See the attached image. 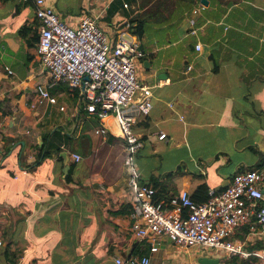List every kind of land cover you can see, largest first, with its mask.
<instances>
[{"label":"crops","instance_id":"crops-1","mask_svg":"<svg viewBox=\"0 0 264 264\" xmlns=\"http://www.w3.org/2000/svg\"><path fill=\"white\" fill-rule=\"evenodd\" d=\"M45 3L71 25L96 17L111 36L141 43L138 78L152 88L153 108L134 125L145 141L136 157L139 183H158L166 200L202 185L223 191L235 173L261 165L264 0ZM39 26L32 0L0 1V264H116L117 256L198 264L206 248L182 249L165 238L152 252L150 242L135 238L124 140L101 133L104 123L114 131L119 125L90 115L79 90L48 80L37 51ZM39 84L58 102L33 107ZM233 239L250 257L206 250L221 253L220 264H264V232L245 226ZM183 252L194 254L181 258Z\"/></svg>","mask_w":264,"mask_h":264},{"label":"built area","instance_id":"built-area-1","mask_svg":"<svg viewBox=\"0 0 264 264\" xmlns=\"http://www.w3.org/2000/svg\"><path fill=\"white\" fill-rule=\"evenodd\" d=\"M32 2L40 21L37 51L48 80L53 84L64 82L71 90H79L90 115L102 122L113 117L119 125L114 131L104 123L101 133L113 132L124 140L126 165L135 189L131 212L135 238L150 242L152 252L158 250L156 244L167 238L182 249H223L230 255L250 257L245 244L233 236L245 226L250 233L264 232V154L259 167L235 173L226 189H210L203 202L196 201L187 190L167 201H158L152 185L139 183L140 173L136 169V157L145 141L135 132L134 125L153 108V90L138 78V63L146 55L141 43L120 34L111 36L96 17H86L75 26L47 6L45 0ZM201 7L193 13H198ZM191 23V34L196 36L195 19ZM201 49L202 43L198 41L196 50ZM46 102L55 104L58 100L48 85L39 84L33 107ZM166 138V133H160V140ZM72 156L77 162L82 159L78 153ZM115 262L150 264V258L117 256Z\"/></svg>","mask_w":264,"mask_h":264},{"label":"trees","instance_id":"trees-1","mask_svg":"<svg viewBox=\"0 0 264 264\" xmlns=\"http://www.w3.org/2000/svg\"><path fill=\"white\" fill-rule=\"evenodd\" d=\"M0 1H9V0H0ZM24 2L27 3L28 1H24ZM134 30H135V34L138 35L139 37H141L143 32H144V28H143L142 24H140V23L135 27ZM157 185H158V183L152 185L155 188V190H156V199L158 201H167L169 199V197L166 200H163L162 197H160V195H159V190L157 188ZM198 195H202V197L200 199H198ZM192 197L198 202L205 201L208 198V188H207V186L206 185L200 186L197 189V191L195 192V194L192 195ZM236 261H238V264H252V261H249V260H242V259L240 260V259L237 258Z\"/></svg>","mask_w":264,"mask_h":264},{"label":"water","instance_id":"water-1","mask_svg":"<svg viewBox=\"0 0 264 264\" xmlns=\"http://www.w3.org/2000/svg\"><path fill=\"white\" fill-rule=\"evenodd\" d=\"M204 1V0H203ZM69 168V167H68ZM208 250H204L201 254L200 257H198V264H220L221 262V253H216V254H210L207 252ZM217 252H224L225 250L219 249L216 250Z\"/></svg>","mask_w":264,"mask_h":264},{"label":"rangeland","instance_id":"rangeland-1","mask_svg":"<svg viewBox=\"0 0 264 264\" xmlns=\"http://www.w3.org/2000/svg\"><path fill=\"white\" fill-rule=\"evenodd\" d=\"M165 241H163L162 243H164ZM194 254V252H190V253H187V252H183L181 253V258L183 257H188V256H192Z\"/></svg>","mask_w":264,"mask_h":264}]
</instances>
